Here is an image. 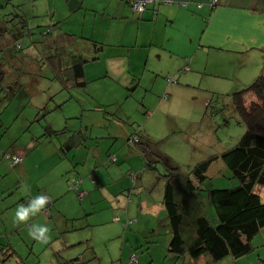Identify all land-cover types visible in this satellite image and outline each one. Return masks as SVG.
I'll list each match as a JSON object with an SVG mask.
<instances>
[{"label": "rangeland", "instance_id": "obj_1", "mask_svg": "<svg viewBox=\"0 0 264 264\" xmlns=\"http://www.w3.org/2000/svg\"><path fill=\"white\" fill-rule=\"evenodd\" d=\"M54 1L0 0V264H133V254L139 264H175L177 257L168 253L172 234L163 206L167 168L160 163L158 172L146 171L141 155L128 149V137L140 128L151 138L152 149L182 173L233 148L246 127L232 95L264 75V32L242 50L204 51L196 68L170 85L167 78L154 81L142 70L134 91L124 87L125 80L108 79L64 91L47 69L42 70L30 37L14 40L21 30L17 14L29 19L34 31H42L53 20ZM243 4L264 9V0ZM251 14L245 10L239 15L245 28ZM89 16L86 28L93 14ZM7 49H13V57ZM87 69L89 77L106 71L92 65ZM45 127L66 133L36 145ZM79 130L89 140L67 157L59 154L58 145ZM7 152L25 163L12 168L3 157ZM110 155L120 162L111 163ZM237 184L223 161L210 169L197 197L213 223L217 214L208 190ZM37 196L47 197L49 203L27 224L15 223L18 205ZM32 224L49 227L47 242L29 236ZM252 242L255 248L249 255L212 264H264V230ZM5 246L17 254L11 255ZM185 258L178 264H194Z\"/></svg>", "mask_w": 264, "mask_h": 264}, {"label": "trees", "instance_id": "obj_2", "mask_svg": "<svg viewBox=\"0 0 264 264\" xmlns=\"http://www.w3.org/2000/svg\"><path fill=\"white\" fill-rule=\"evenodd\" d=\"M128 1L135 12L131 0ZM165 1L162 0L163 3ZM214 1L211 2L212 6L215 5ZM16 18L21 22V30L14 34V40L30 37V47L39 56L37 62L42 70L50 72L52 81L58 82L64 91L88 86L85 67L96 58L88 56L89 48L86 44H94V41L64 31L59 22L45 26L42 31H34L26 17L17 14ZM18 48L23 49V46L19 45ZM7 50L9 57H13V49ZM0 58L4 59L1 50ZM167 82L170 85L177 81L168 78ZM232 102L246 127L245 133L233 148L202 161L188 173H182L179 167L171 165L164 156H159L152 149L151 138L142 135L140 128L128 137L127 141L131 144L128 149H135L141 155L146 171L158 172L160 163L167 168L163 206L172 234L168 253L177 257L175 264L181 258L184 263L186 256L194 264H212L228 257L238 259L247 256L255 248L253 239L264 230V75H260L247 88L234 93ZM45 128V134L39 140H34L36 145L42 143V140L66 133L52 127ZM88 140V136L79 130L72 138L58 145V152L67 157L68 153L82 147ZM3 157L12 168H18L24 161L23 157L9 152L4 153ZM109 159L111 163L120 162L116 155H110ZM219 161L224 162L238 184L232 188L208 190V200L217 214V222L213 223L205 212L204 204L197 197V192L202 190L210 169ZM4 249L11 255L17 254L11 246H5ZM132 256L133 264H139L137 255ZM75 264L81 263L77 261Z\"/></svg>", "mask_w": 264, "mask_h": 264}, {"label": "crops", "instance_id": "obj_3", "mask_svg": "<svg viewBox=\"0 0 264 264\" xmlns=\"http://www.w3.org/2000/svg\"><path fill=\"white\" fill-rule=\"evenodd\" d=\"M211 1L172 0L166 4L154 0L139 16L128 0H55L51 24L59 22L64 31L95 42L86 44L88 56L96 58L85 67L88 82L125 80L124 87L133 89L140 84L138 76L142 70L143 74L149 72L154 76V81L161 76L167 80L183 78V72L196 68L204 51L242 50L247 43L260 40L264 9L244 5L247 0H216L214 6ZM50 5L51 1L48 2L51 12ZM245 10L252 12L247 28L239 16ZM89 13L93 16L86 28ZM90 65L98 70L105 67V75L89 77ZM9 191L14 197L15 190Z\"/></svg>", "mask_w": 264, "mask_h": 264}, {"label": "clouds", "instance_id": "obj_4", "mask_svg": "<svg viewBox=\"0 0 264 264\" xmlns=\"http://www.w3.org/2000/svg\"><path fill=\"white\" fill-rule=\"evenodd\" d=\"M48 203L49 200L47 197L37 196L29 201L26 205H18L17 209L15 210L14 222L19 224H27L29 218L39 213ZM49 231V227L44 225H29V236L38 241L47 242L49 238L47 234Z\"/></svg>", "mask_w": 264, "mask_h": 264}, {"label": "built area", "instance_id": "obj_5", "mask_svg": "<svg viewBox=\"0 0 264 264\" xmlns=\"http://www.w3.org/2000/svg\"><path fill=\"white\" fill-rule=\"evenodd\" d=\"M153 2V0H131V4L135 10V12L139 13L140 15H143L146 11L148 5H150ZM172 0H166L165 3H171ZM217 1H214L213 4H216Z\"/></svg>", "mask_w": 264, "mask_h": 264}]
</instances>
